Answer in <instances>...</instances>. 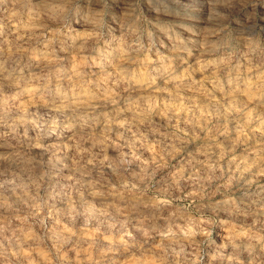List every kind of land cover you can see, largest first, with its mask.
<instances>
[{
    "label": "clouds",
    "instance_id": "clouds-1",
    "mask_svg": "<svg viewBox=\"0 0 264 264\" xmlns=\"http://www.w3.org/2000/svg\"><path fill=\"white\" fill-rule=\"evenodd\" d=\"M262 8L0 0V264H264Z\"/></svg>",
    "mask_w": 264,
    "mask_h": 264
},
{
    "label": "rangeland",
    "instance_id": "rangeland-1",
    "mask_svg": "<svg viewBox=\"0 0 264 264\" xmlns=\"http://www.w3.org/2000/svg\"><path fill=\"white\" fill-rule=\"evenodd\" d=\"M211 5H207V8H210ZM261 14L264 15V8L261 9Z\"/></svg>",
    "mask_w": 264,
    "mask_h": 264
}]
</instances>
